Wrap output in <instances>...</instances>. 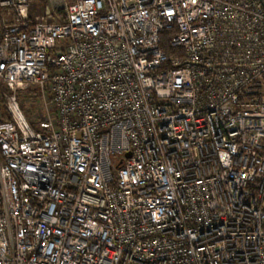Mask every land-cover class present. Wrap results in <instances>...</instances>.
I'll list each match as a JSON object with an SVG mask.
<instances>
[{
    "label": "built area",
    "instance_id": "1",
    "mask_svg": "<svg viewBox=\"0 0 264 264\" xmlns=\"http://www.w3.org/2000/svg\"><path fill=\"white\" fill-rule=\"evenodd\" d=\"M0 84V264H264V0H0Z\"/></svg>",
    "mask_w": 264,
    "mask_h": 264
},
{
    "label": "rangeland",
    "instance_id": "2",
    "mask_svg": "<svg viewBox=\"0 0 264 264\" xmlns=\"http://www.w3.org/2000/svg\"><path fill=\"white\" fill-rule=\"evenodd\" d=\"M51 17L53 20H56V15L53 14V11L51 12ZM33 17L35 18H45L47 19L46 16V11H45V7L44 8H40L37 11H34V13L32 14ZM0 93L4 96L5 93H7V89L3 84H0ZM20 102L23 105L24 108V112L27 113L29 112V115H32L31 113H35V111H39V110H43V104L41 100H38V97H36L35 95H28V94H21L20 97ZM37 114V113H36ZM37 116V115H35Z\"/></svg>",
    "mask_w": 264,
    "mask_h": 264
},
{
    "label": "trees",
    "instance_id": "3",
    "mask_svg": "<svg viewBox=\"0 0 264 264\" xmlns=\"http://www.w3.org/2000/svg\"><path fill=\"white\" fill-rule=\"evenodd\" d=\"M169 41H170V35L164 34L162 36V48L166 54L173 55L174 52L169 47ZM22 93L23 94L25 93L28 95H36L37 91L36 90H28L25 92H21V94ZM3 119H5V107H4V101H3L2 94L0 93V121H2Z\"/></svg>",
    "mask_w": 264,
    "mask_h": 264
},
{
    "label": "water",
    "instance_id": "4",
    "mask_svg": "<svg viewBox=\"0 0 264 264\" xmlns=\"http://www.w3.org/2000/svg\"><path fill=\"white\" fill-rule=\"evenodd\" d=\"M130 157H131V155H130V154H128V155H127V158H130Z\"/></svg>",
    "mask_w": 264,
    "mask_h": 264
}]
</instances>
